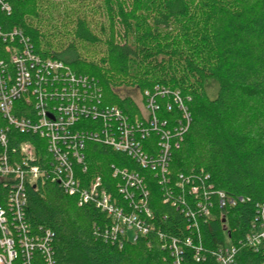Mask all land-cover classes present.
Returning a JSON list of instances; mask_svg holds the SVG:
<instances>
[{
	"label": "trees",
	"instance_id": "obj_1",
	"mask_svg": "<svg viewBox=\"0 0 264 264\" xmlns=\"http://www.w3.org/2000/svg\"><path fill=\"white\" fill-rule=\"evenodd\" d=\"M8 1L11 13L0 10L4 33L18 28L43 58L95 78L105 103L131 117L140 107L117 89L138 87L143 95L154 94L156 87L180 91L192 122L173 147L171 179L208 174L214 190L238 201L226 209L215 205L208 218L200 219L198 233L180 207L165 202L155 174L143 168L156 228L181 241L183 264H218L212 251L226 241L238 248V264H264V257L244 242L257 204L264 201V0H63L67 9H76L67 22H60L51 0ZM5 46L0 37V61L8 58ZM209 81L218 84L214 98L206 89ZM157 99L161 118L180 116L177 106L167 111L170 98ZM5 126L0 113V129ZM8 135L9 152L22 141L39 139L15 128ZM42 144L35 161L41 167L49 158ZM88 147V176L102 174L114 182L109 164L120 154L102 144ZM25 215L33 230L43 226L55 233L58 264H175L155 232L123 246L105 241L98 231L110 220L92 204L79 205L50 180L28 185ZM198 235L207 252L200 262L195 249L184 244L189 236L197 243Z\"/></svg>",
	"mask_w": 264,
	"mask_h": 264
},
{
	"label": "built area",
	"instance_id": "obj_2",
	"mask_svg": "<svg viewBox=\"0 0 264 264\" xmlns=\"http://www.w3.org/2000/svg\"><path fill=\"white\" fill-rule=\"evenodd\" d=\"M0 10L10 14V2L0 0ZM0 37L8 56L0 61V113L6 120L0 129V264H58L55 233L43 226L33 230L25 215L28 185L36 187L46 180L76 197L79 205H94L110 220L97 230L105 241L123 246L155 232L162 247L171 250L175 264H183L181 241L156 228L147 176L140 169L155 174L165 202L180 207L189 228L198 233L200 219L208 218L215 205L226 209L238 200L224 190H214L208 174L181 173L175 182L171 179L173 147L192 122L180 91L167 87H156L154 94L146 91L144 107L131 117L118 105L105 103L95 78L36 53L20 29L4 33L0 28ZM158 96L170 98L165 102L167 111L177 106L180 116L161 118ZM11 128L39 139L22 141L9 152ZM41 144L49 154L42 167L35 163ZM89 144H102L120 154L109 164L114 182L102 174L88 176ZM198 239L196 243L189 236L184 244L195 249V260L200 262L207 252L199 235ZM244 242L264 257V201L257 204ZM237 254L238 248L229 241L212 251L218 264H238Z\"/></svg>",
	"mask_w": 264,
	"mask_h": 264
},
{
	"label": "rangeland",
	"instance_id": "obj_3",
	"mask_svg": "<svg viewBox=\"0 0 264 264\" xmlns=\"http://www.w3.org/2000/svg\"><path fill=\"white\" fill-rule=\"evenodd\" d=\"M51 1L55 3L54 7L60 22L61 21L67 22L68 15H70L73 11L76 10L73 6L70 7L71 10H68L70 8L67 9L65 7V2H63V0H51ZM100 1L101 0H96L95 3H100ZM118 27H120V30L122 31V26H118ZM206 89L209 97L214 98L218 93V84L215 81H209L206 85ZM116 91L122 97L130 96L138 104L139 107L141 108L144 107V95L138 87H122L117 89Z\"/></svg>",
	"mask_w": 264,
	"mask_h": 264
}]
</instances>
